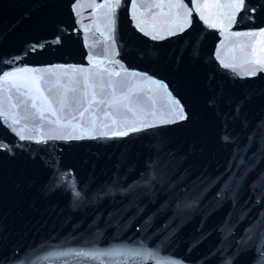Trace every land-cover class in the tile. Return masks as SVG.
<instances>
[{
  "label": "water",
  "instance_id": "water-1",
  "mask_svg": "<svg viewBox=\"0 0 264 264\" xmlns=\"http://www.w3.org/2000/svg\"><path fill=\"white\" fill-rule=\"evenodd\" d=\"M170 2H182L189 10L196 3L206 5L199 12L208 23L192 11L191 26L169 35L171 17L154 21L151 13L159 9L146 12L132 6ZM234 2L120 0L109 31L107 9L94 6L115 0H0V76L23 68L38 70L17 77L31 81L47 68L75 67L101 73L106 82L108 72H120L112 78L129 81L134 105L150 112L154 102L159 115L166 111L165 93L143 79L147 74L167 84L192 116L186 123L157 125L126 137L48 139L40 144L21 141L11 125L0 121V144L11 149L0 150V264H264L257 252L264 247L259 231L246 248L237 243L264 218V202L256 204L249 188L264 174V133H256L244 166L229 167L236 145L220 141L219 120L207 104L210 97L245 100L240 121L232 125L239 146L264 121V71L243 75L251 66L242 53L247 46L243 52L253 59L264 56V36L236 35L264 30V0H247L256 10H242L229 24L219 13L230 10L212 6ZM138 21H146L142 26L149 32L155 24L163 39L144 35L136 28ZM218 55L235 69L223 67ZM15 57L20 59L8 63ZM5 95L0 79V105ZM146 119L155 122L150 115ZM158 155L171 161L166 183L155 184L151 193L125 195L118 190L136 180ZM249 166L252 171L245 177ZM69 170L76 188L87 192L86 202L78 207L71 178L56 187L55 174ZM230 178L239 182V191L217 197ZM108 185L116 191L95 199L93 194ZM178 202L192 206L178 212ZM225 222L231 227L227 239ZM84 248L96 258L73 254Z\"/></svg>",
  "mask_w": 264,
  "mask_h": 264
},
{
  "label": "snow or ice",
  "instance_id": "snow-or-ice-1",
  "mask_svg": "<svg viewBox=\"0 0 264 264\" xmlns=\"http://www.w3.org/2000/svg\"><path fill=\"white\" fill-rule=\"evenodd\" d=\"M120 0H115V3H105L95 5L96 9H107L105 18L109 31L112 30L114 24L115 9L119 7ZM133 8L144 7L146 12H151L152 9H159L157 13H151L155 21L158 16L171 17L167 21L171 26L167 29L169 35H175L177 32H183L186 27L192 24V11H197L206 5L196 3L192 10H189L182 2L176 3H150L147 5H137L133 3ZM76 4L73 5L75 10ZM89 7H93L89 5ZM212 7L218 9H229L225 14L219 13L222 20H227L229 24L236 19L237 13L242 10L255 11L248 5L247 0H236L234 3L217 4ZM168 11L165 12L164 10ZM200 19L206 24L208 20L202 12H199ZM133 19H137L134 15ZM146 21H138L136 28L143 32L146 36H151L153 40L163 39L162 36L155 30L149 32L143 27ZM215 26V25H209ZM99 30V29H97ZM103 35V33H101ZM238 36L255 37L256 35L264 36V30L259 33L247 32L237 33ZM42 46V45H41ZM36 46H33V49ZM242 53L246 57L244 63L250 65L249 69L243 73L245 76L254 77L258 72L264 71V56L253 59L246 52ZM264 51V49H262ZM20 57L13 58V63ZM217 59H220L219 55ZM220 63L225 68L235 69L234 63H226L220 59ZM30 71L37 72L38 70H30L28 68L17 69L12 72H5L0 76L5 85L6 95L3 104L0 105V121L7 125H11V130L19 137L21 141L34 140L37 144L45 143L46 140H85L98 138H116L126 137L130 133L141 132L144 129L156 127L157 125L175 124L179 122H188L192 116L187 107L183 104L180 97L175 96L167 84L158 82L155 79L143 75V79L157 89H162L165 93L166 111L157 114L155 111V103L152 104V110L146 111L134 105L133 96L135 95L132 88L129 86V81L126 78L114 80L113 76H121L120 72H108V79L105 82L101 73L89 72L84 68H47L42 73H38L31 81L17 79L20 73H28ZM104 71H107L106 69ZM62 73L67 78V83L61 82ZM137 73H132V76H137ZM53 77H55L53 79ZM127 89V91H125ZM151 90V89H150ZM71 94V95H70ZM151 99V97H149ZM245 100H228L221 97H210L207 101L208 106L213 110L214 115L220 123V141L224 144L236 145L234 148L233 158L230 161L229 167L233 164L240 168L246 164L245 155L249 151L251 143L255 141L256 133H264V121H260L255 126L253 133L247 137L248 143L239 146L237 137L233 135L232 125L240 121V113L243 109ZM98 113H102L98 117ZM152 117L154 123H150L146 117ZM243 127H248L247 121L241 122ZM19 126V127H17ZM46 129V131H44ZM264 142V138H262ZM7 149L6 145L0 144V150ZM171 167V161H165L163 157L157 156L151 159L145 166V169L139 173V176L127 187H121L118 190L122 194L136 193L138 190L151 193L153 186L157 183H166V177ZM252 171L251 167L245 168L244 176ZM59 176L56 187L61 186L65 180H70L69 187L72 188L73 203L75 206L86 202L87 192L76 188L75 178L72 177L71 170L67 173H57ZM235 176V174H233ZM239 182L231 179L225 181V187L217 193V197L223 198L227 192H232L233 195L239 191ZM251 196L256 204L264 202V174L258 175L257 179L249 185ZM116 191L112 185L105 187L103 191L94 193L95 199H103L106 196L112 195ZM189 202H178L177 210L182 211L183 208L191 207ZM225 239L231 235V227L225 222ZM259 231L260 240L264 244V218L260 219L256 225L245 230V235L237 241L238 245L247 247L257 237ZM143 245H141L142 247ZM258 256L264 257V247L257 248ZM77 257L85 259H95L96 253L86 248L75 250L73 253ZM106 254V253H102ZM14 264H33L32 261L22 260L14 262ZM156 264H168L167 261L157 260ZM183 264V262H181ZM230 264V262H227Z\"/></svg>",
  "mask_w": 264,
  "mask_h": 264
}]
</instances>
